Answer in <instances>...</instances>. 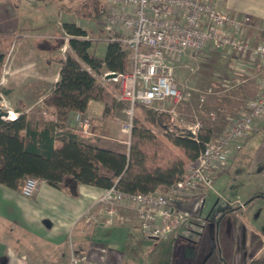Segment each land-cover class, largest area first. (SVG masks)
I'll list each match as a JSON object with an SVG mask.
<instances>
[{
    "label": "crops",
    "instance_id": "1",
    "mask_svg": "<svg viewBox=\"0 0 264 264\" xmlns=\"http://www.w3.org/2000/svg\"><path fill=\"white\" fill-rule=\"evenodd\" d=\"M223 4L238 20L250 19L246 36L256 42L264 38V0H224ZM42 8L39 0H3L0 4V33L18 36L0 77V93L9 101V109L18 114L22 109L29 122L38 126L54 121V116L44 111L42 100L59 79L58 60L63 58L62 47L68 38L61 24L72 22L86 31L71 14L59 15L53 8L46 15L41 13ZM84 14L91 19L95 16L90 9ZM95 14L105 21L101 10ZM90 32L94 33V28ZM60 39H64L62 47L58 45ZM179 64L185 74L190 73L189 67L198 71L196 83L187 77L184 103L192 102L194 95H204L199 100L205 102L207 98V110L220 112L222 116L216 123L220 125H229L243 113L244 107L238 106L242 97L234 90L240 72L229 55L208 51L198 59L183 56ZM242 75L250 77L247 71ZM227 90L232 91L221 95ZM213 101L217 103L215 108ZM36 105L38 112L31 113ZM96 107L100 110L96 120L102 126L105 119L101 104ZM185 108L189 113V106ZM182 109L166 112L179 124L178 114L186 112ZM181 123L185 124L184 120ZM209 133L211 138L214 133ZM263 181L264 125L244 141L228 170L214 179L203 206L196 197L175 204V214L185 216L186 223H173L163 239L142 236L134 211L125 207L118 210L119 222L109 227L84 226L81 215L105 189L80 185L78 196L71 197L40 182L35 194L26 198L20 188L0 185V264H66L71 250L104 264H248L264 250V214H253L256 206L249 202L258 197L260 189L264 190ZM236 200L245 204L243 210L232 207Z\"/></svg>",
    "mask_w": 264,
    "mask_h": 264
},
{
    "label": "built area",
    "instance_id": "2",
    "mask_svg": "<svg viewBox=\"0 0 264 264\" xmlns=\"http://www.w3.org/2000/svg\"><path fill=\"white\" fill-rule=\"evenodd\" d=\"M104 2L101 10L105 16L104 29L111 33V39L120 41L129 51V71L112 78L119 83L117 100L122 106L124 132H130L138 107L152 108L155 103L168 100L177 103L186 98L175 77V68L183 56L198 59L208 51L225 52L237 70L245 71L246 66L261 70L258 91L243 113L208 141L197 158L184 166L182 175L165 190L126 194L111 186L81 215L84 226L109 227L119 222L120 207L130 208L142 236L163 239L173 229V223H186L185 216L175 214V204L196 197L199 206H203L214 179L227 170L244 141L263 127L264 41L256 42L246 36L247 27L251 26L248 17L238 20L215 0ZM3 100L0 93V111H7L15 119L18 113L3 109ZM92 124L93 116L89 113L76 112L73 116L74 132L83 142L96 136ZM195 128H188L193 136ZM40 182L35 178L24 179L21 195L33 196ZM232 207L243 210L245 204L236 200ZM66 264L104 263L71 250Z\"/></svg>",
    "mask_w": 264,
    "mask_h": 264
},
{
    "label": "trees",
    "instance_id": "3",
    "mask_svg": "<svg viewBox=\"0 0 264 264\" xmlns=\"http://www.w3.org/2000/svg\"><path fill=\"white\" fill-rule=\"evenodd\" d=\"M92 11L96 12L94 8ZM61 28L68 36L69 49L58 60V81L42 100L44 111L53 115L54 121L31 124L22 109L13 120L0 119V185L18 189L24 179L35 178L71 197L78 196L80 185L100 189L114 186L126 194L165 190L182 175L186 162L197 158L212 139L210 133L197 131L193 136L177 126L170 113L141 107V119L133 122L126 153L80 140L74 132V114L88 113L94 101L101 104V116L106 119L115 104L119 83L106 79L105 74L128 72L129 51L108 37L104 39V54L96 55L95 42L85 30L72 22H63ZM17 38L0 33V77ZM248 264H264V250Z\"/></svg>",
    "mask_w": 264,
    "mask_h": 264
},
{
    "label": "rangeland",
    "instance_id": "4",
    "mask_svg": "<svg viewBox=\"0 0 264 264\" xmlns=\"http://www.w3.org/2000/svg\"><path fill=\"white\" fill-rule=\"evenodd\" d=\"M215 1L221 3V6L224 7L223 6L224 0H215ZM2 2L3 0H0V4ZM39 2L43 4V8H42L43 10L41 11L42 14L43 13H45L46 15L48 13L50 14L53 11L52 10L53 8H55V11L59 15L71 14V17H73V20L81 24L86 29L90 38H97V39H94V42H95L94 53L96 55L102 54L101 52L103 51L106 45L104 39L111 37V33L107 32L104 29L105 27L104 17L102 15L98 16L99 13L95 14L94 12V15L98 17L97 19H95L94 18L95 16H94L93 19H91L92 17L87 18L86 17L87 15L84 16L85 15L84 13L85 11L87 12V9L92 10L93 8L95 9V11L98 12L96 7H98L99 10H102L105 5L104 0H77L75 1L76 4L74 3V1H72L73 3H70L69 0H39ZM64 19H65V16L61 18L60 21ZM92 28H94V33L90 32ZM60 36L62 37V33H60ZM260 41H264V38H262V40ZM63 44H64V39L58 40V45L60 47H62ZM68 49H69L68 45L64 44V46L62 47V56H64V53L68 51ZM10 54L11 52L8 51L6 55V59L2 66L1 74L4 73V70L8 65L7 63H8V58L10 57ZM180 61L177 63L178 65L175 68V77L179 84V89L182 91L183 94H185L184 91H187V87H185V85L187 84V81L192 79L191 82L196 83L197 80L196 79L194 80V78L198 71H195L192 67H189L188 69L191 68L192 70H189L190 71L189 74H185L182 71L181 66L179 64ZM245 68H246L245 71H241L238 69V71L240 72L239 77L236 79V82L238 83L234 84L236 85L234 90L238 91L237 95L242 97L238 105V106H241V108L244 107L242 111L245 110V106L248 103V101L253 99L258 91L257 79L260 76L259 73L261 71L259 70L258 67L246 66ZM246 71L249 73L250 77L242 75V73H245ZM187 77H189V80H187ZM212 78H216V77H212ZM98 79H101V78L99 77ZM213 82L215 83L217 87L220 88V83H217L214 79H213ZM230 91L232 90H227V92H224L221 95L223 94L228 95ZM197 95L198 96L194 95L193 101L189 102V104L188 103L186 104L183 102V100H181L177 102L176 105H174L175 103L173 101L168 100L162 103H155L153 107L156 109H160L162 111H168L170 108H176L177 110L181 111V109L183 108L184 110H186V112H184V115L178 114V117L181 118V121H179V124H177V126L188 129L189 127L194 128V125L198 123V126L195 128V132L201 131L202 133L203 132L205 133V132H210V130H212V133H214V135L211 138L213 139L217 137L218 135H220L224 131L227 125L216 124L218 121L217 119H219L222 115L220 116L219 111L215 110L213 112V111L207 110L208 103L206 105V101L208 99L206 98V100H204L205 102L203 101L201 102L199 99L204 95L202 94H197ZM183 104L189 106V109H190L189 113L187 109L185 108V105ZM216 104H217L216 101H213L212 107L215 108ZM95 105L99 106L100 103L93 101L89 104V108H92V111H90L89 114L93 116L92 131L95 133L96 136L86 140L85 143L98 146V147L104 146V147L110 148L112 151L116 153H126L128 150V146H129V137H130L131 129H130V132L122 131L121 121L124 120V116L121 111L122 106L119 104L117 100V96H116L115 104L113 108L108 112L105 122L102 126L96 120L100 115V110ZM9 107H10L9 101L3 100V109L6 110V109H9ZM35 109H37V105L30 112L37 113L38 111H36ZM212 113H214L213 116H212ZM238 117L239 116H237V118ZM135 119H138V120L141 119V107H138L136 109L133 122ZM183 120L186 125L181 123ZM93 125H96V127H94ZM262 129L263 127L261 128V130ZM189 164L190 163L186 162L185 166ZM230 166L231 164L228 166V168ZM262 199H264V190L261 191L260 189L258 193V197H255L249 201V202L253 201L252 202L253 204L251 205L256 206L253 214H256V215L258 213H260L261 215L264 214V202L262 201ZM254 206H250V207L253 208ZM261 207H263L262 208L263 210L260 209Z\"/></svg>",
    "mask_w": 264,
    "mask_h": 264
},
{
    "label": "water",
    "instance_id": "5",
    "mask_svg": "<svg viewBox=\"0 0 264 264\" xmlns=\"http://www.w3.org/2000/svg\"><path fill=\"white\" fill-rule=\"evenodd\" d=\"M116 74L115 73H108L105 75L106 79H112L115 78ZM10 114L7 111H0V119L5 118V119H10Z\"/></svg>",
    "mask_w": 264,
    "mask_h": 264
},
{
    "label": "bare ground",
    "instance_id": "6",
    "mask_svg": "<svg viewBox=\"0 0 264 264\" xmlns=\"http://www.w3.org/2000/svg\"><path fill=\"white\" fill-rule=\"evenodd\" d=\"M10 119H14V118H10Z\"/></svg>",
    "mask_w": 264,
    "mask_h": 264
}]
</instances>
